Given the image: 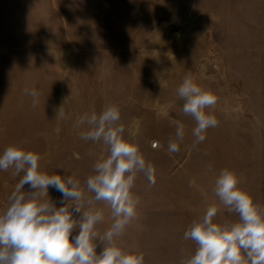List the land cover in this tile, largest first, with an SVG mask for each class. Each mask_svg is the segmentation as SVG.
Listing matches in <instances>:
<instances>
[{
  "label": "rangeland",
  "instance_id": "1",
  "mask_svg": "<svg viewBox=\"0 0 264 264\" xmlns=\"http://www.w3.org/2000/svg\"><path fill=\"white\" fill-rule=\"evenodd\" d=\"M188 73L217 99L205 112L218 126L195 147L196 123L177 93ZM33 88L35 107L25 93ZM110 104L156 170L152 187L137 174V216L116 238L143 253L144 264H181L193 254L183 234L211 205L214 222L238 219L213 191L222 169L264 209V0H0V153L19 145L40 155L41 171L83 185L108 148L80 139L88 126L76 124ZM176 121L185 137L170 154ZM13 171H0V213L23 175ZM48 192L63 206L59 192ZM96 207L102 234L112 213Z\"/></svg>",
  "mask_w": 264,
  "mask_h": 264
},
{
  "label": "clouds",
  "instance_id": "2",
  "mask_svg": "<svg viewBox=\"0 0 264 264\" xmlns=\"http://www.w3.org/2000/svg\"><path fill=\"white\" fill-rule=\"evenodd\" d=\"M25 93L35 107L40 92L33 88ZM177 93L185 101L183 113L196 123L192 130L195 147L206 139L209 128L218 126L215 115L205 112L217 99L202 89L191 73ZM119 121L120 109L115 104L99 114L86 113L77 121V127L88 126L80 132V139L103 142L108 148L107 157L94 164V174L83 185L73 176L41 171L40 155L19 145H8L0 153V171L13 169L16 176L23 173L7 208L0 213V264H144L143 253L120 247L116 238L137 216L140 198L132 191L137 174L143 173L152 187L156 170L146 161L139 144L125 138V127ZM175 123V138L168 143L170 154L180 151L185 137L184 125ZM25 185L29 191L24 190ZM49 188L61 194L63 206L56 207ZM213 191L238 219L214 222L219 209L209 206L183 234L185 241L195 244V250L181 264H264V209L239 187L238 176L228 168L220 171ZM86 192L94 195L87 198ZM100 202L110 207L113 218L102 234L97 228L104 221L103 209L96 207ZM77 229L78 234L73 235ZM100 243L103 249L97 253Z\"/></svg>",
  "mask_w": 264,
  "mask_h": 264
}]
</instances>
